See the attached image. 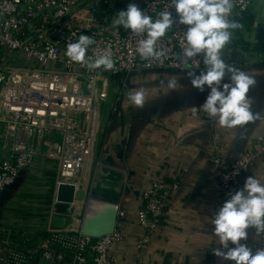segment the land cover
<instances>
[{
    "label": "built area",
    "instance_id": "1",
    "mask_svg": "<svg viewBox=\"0 0 264 264\" xmlns=\"http://www.w3.org/2000/svg\"><path fill=\"white\" fill-rule=\"evenodd\" d=\"M252 2L233 0L229 19L241 27L231 30V41L221 52L226 63L239 68L251 61L240 60L246 51L256 52L255 61H264V42L259 49L257 40L248 39L254 26L241 23ZM129 3L153 18L164 10L175 15L169 0H0V192L24 169L45 174L49 170L53 178L46 218L39 230L25 233L8 224L9 215L1 219L0 264H33L37 251L38 264H118L112 250L123 238L119 228L127 212L121 204L112 234L99 238L81 234L93 202L89 189L103 163L100 142L112 108L113 88L117 86L115 97L119 98L134 73L204 70L201 56L188 61V67L182 62L186 26L179 23L158 42L164 56L141 59L136 48L143 34L112 26L117 12ZM81 13H86L90 22L79 19ZM81 34L94 41L87 56L95 58L110 50L112 70L89 69L66 57L67 45ZM197 63L199 69L194 67ZM103 151L106 153L105 148ZM261 156L264 129L251 148L238 152L231 161L224 163L217 156L212 159L217 191L224 201L240 188V178ZM63 185L73 188L70 201L58 198ZM178 187L177 176L158 175L130 190L136 197L135 222L143 229L136 247L147 244L160 227L167 202ZM79 191L83 193L80 199L76 196ZM60 203L66 204L63 211L58 209ZM51 217L64 218V227L50 226ZM253 232L255 241L246 244L255 251L264 247V233Z\"/></svg>",
    "mask_w": 264,
    "mask_h": 264
},
{
    "label": "crops",
    "instance_id": "2",
    "mask_svg": "<svg viewBox=\"0 0 264 264\" xmlns=\"http://www.w3.org/2000/svg\"><path fill=\"white\" fill-rule=\"evenodd\" d=\"M245 18H249L248 27L254 26L248 39L258 42V30L264 29V0H253ZM244 59L251 61L240 68L254 73L256 78L249 95L253 100L252 110L258 116L235 128L221 127L207 116L201 105L208 89L201 92L193 88L186 73L131 74L119 94L122 102L118 103L117 86H114L112 108L103 132V149L107 154L120 155L126 164L138 169L134 183L137 188L150 176H177L179 180L160 227L140 248L135 245L143 235L134 218L136 197L131 193L123 196L121 205L127 212L119 228L123 238L112 250L118 264H234L213 253V249L221 246L212 235L210 218L224 199L217 191L212 159L217 156L224 163L231 161L238 152L251 148L256 135L264 129V61H255L256 52L251 51H246L240 60ZM172 76L178 78V86L170 91L166 81ZM141 88L146 103L142 108L132 107L128 92ZM249 175L264 183V156L254 160L242 175L240 188ZM247 231L248 238L241 241L245 244L256 239L253 229Z\"/></svg>",
    "mask_w": 264,
    "mask_h": 264
},
{
    "label": "clouds",
    "instance_id": "3",
    "mask_svg": "<svg viewBox=\"0 0 264 264\" xmlns=\"http://www.w3.org/2000/svg\"><path fill=\"white\" fill-rule=\"evenodd\" d=\"M169 6L174 9L175 15L164 10L153 18L135 3H129L117 12L112 26H122L134 34H143L136 52L143 60H156L165 55L164 50L158 48L161 38L174 24L185 25L182 45L185 60L182 62L188 67V61L201 56L204 65L203 71L186 73L193 88L201 92L208 89L202 110L225 128L243 126L257 119L258 114L252 110L253 100L249 95L250 88L256 83L255 74L226 63L221 55L231 41V30L241 27L236 20L229 19L233 0H169ZM78 18L85 22L91 19L86 13H81ZM93 43L92 37L81 34L67 45L65 55L89 69L112 70L114 61L110 50L95 58L86 55ZM194 67L199 69V64ZM177 86L176 76L167 79L168 90H175ZM128 101L132 107L142 108L146 103L143 89L130 90ZM210 221L212 235L221 246L213 249L214 255L234 264H264V247L253 251L241 242L248 238L249 228L254 229L257 235L264 233V183L258 178L247 176L243 186L219 206Z\"/></svg>",
    "mask_w": 264,
    "mask_h": 264
},
{
    "label": "water",
    "instance_id": "4",
    "mask_svg": "<svg viewBox=\"0 0 264 264\" xmlns=\"http://www.w3.org/2000/svg\"><path fill=\"white\" fill-rule=\"evenodd\" d=\"M264 35V29L258 30V48H262V37ZM241 59V58H240ZM120 156V155H119ZM112 159L107 157L103 160V163L98 166L97 176L92 182L89 189V196L91 198H95L93 205H91L88 209V213L86 218L84 219L81 225V234L90 238H99L105 235L112 234L117 227L118 220V211L120 208V204L122 202V198L125 194H127L128 189L125 188V182L127 179V174L124 170L113 167ZM119 165V163H117ZM119 171L124 174V181H122V186L119 189V192L116 193L112 190V188L107 187L104 180L105 173L112 175V171ZM36 170L30 171L29 169H24L20 171L19 175L15 179V181L6 186L0 192V202H9L14 200V194L18 192L19 187H24L25 184L29 181V176L34 175ZM33 181V179L31 178ZM20 189V188H19ZM17 190V191H16ZM73 195V188L71 186H60L58 189V198L61 201L67 202L70 201ZM77 198H82L83 193L79 191L77 193ZM66 207L65 203L58 204V209L63 211ZM0 221L1 218H6L4 216H8V211H0ZM50 226L63 228L65 225V219L59 217H51ZM40 258V252L37 251L34 256L33 264H38Z\"/></svg>",
    "mask_w": 264,
    "mask_h": 264
},
{
    "label": "rangeland",
    "instance_id": "5",
    "mask_svg": "<svg viewBox=\"0 0 264 264\" xmlns=\"http://www.w3.org/2000/svg\"><path fill=\"white\" fill-rule=\"evenodd\" d=\"M122 99L123 98L119 100V98H116V103L122 102ZM102 146L103 140L100 142V147ZM101 155L100 159L104 160L107 157H110L113 161V167L122 169L126 172L127 179L125 182V188L128 189L127 193H129L135 186L134 183L138 177V174H136L138 169H136L135 166L132 168V165L126 164L123 158L116 153L106 154L102 149ZM117 163H119V165ZM51 173L52 171L49 170L46 174L45 172L41 173L40 170L37 169L33 177L29 176L27 184H25L24 187H19L20 189L18 188V192L14 194V200L7 203L0 202V211H8V224L16 225L18 228H22L25 232L39 230V227L42 226V223L45 221V212L47 211L50 197L52 195L51 186L53 185V178ZM46 178L47 181H45ZM0 214L1 216L4 215L1 212ZM1 219L4 220V218Z\"/></svg>",
    "mask_w": 264,
    "mask_h": 264
},
{
    "label": "bare ground",
    "instance_id": "6",
    "mask_svg": "<svg viewBox=\"0 0 264 264\" xmlns=\"http://www.w3.org/2000/svg\"><path fill=\"white\" fill-rule=\"evenodd\" d=\"M104 180L108 185L107 187L112 188L113 191L118 193L120 187L122 186V181H124V174L115 170L112 171V175L105 173ZM91 199L93 201L91 205H93L95 198H91Z\"/></svg>",
    "mask_w": 264,
    "mask_h": 264
},
{
    "label": "trees",
    "instance_id": "7",
    "mask_svg": "<svg viewBox=\"0 0 264 264\" xmlns=\"http://www.w3.org/2000/svg\"><path fill=\"white\" fill-rule=\"evenodd\" d=\"M241 23L244 24L245 27H248V25H249V23H250L249 18H244V19L241 21ZM244 46H247V44H244ZM22 231H24V230H22ZM25 233H27V232H25Z\"/></svg>",
    "mask_w": 264,
    "mask_h": 264
}]
</instances>
